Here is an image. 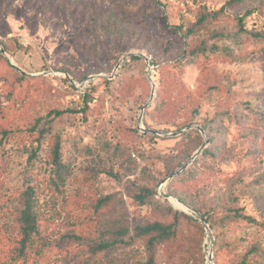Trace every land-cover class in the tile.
<instances>
[{"label": "rangeland", "instance_id": "obj_1", "mask_svg": "<svg viewBox=\"0 0 264 264\" xmlns=\"http://www.w3.org/2000/svg\"><path fill=\"white\" fill-rule=\"evenodd\" d=\"M5 46L31 75L21 82L0 61V264H192L178 241L160 246L151 262L145 241L130 238L135 222L165 218L162 208L133 197L145 188L181 211L177 199L211 213L220 264H233L252 246L249 264H264V0H0V50ZM200 47L195 62L179 63ZM131 52L151 66L143 56L131 60ZM151 76L155 98L139 124ZM190 125H205V134ZM42 127L39 233L20 256L24 171ZM56 135L67 167L61 190L49 182ZM207 139L211 155L200 153L164 183ZM162 184L174 199L158 194ZM229 207L260 224L224 221ZM214 239L205 228V264L209 248L216 264Z\"/></svg>", "mask_w": 264, "mask_h": 264}, {"label": "trees", "instance_id": "obj_2", "mask_svg": "<svg viewBox=\"0 0 264 264\" xmlns=\"http://www.w3.org/2000/svg\"><path fill=\"white\" fill-rule=\"evenodd\" d=\"M208 15L204 14L198 21L191 27L186 30V35L191 36L195 33L196 29L199 28L206 20ZM220 36L223 37H232L230 34L220 33ZM257 38H262L259 34H254ZM239 38V37H238ZM198 49H193L185 52L179 63H192L197 60V58L202 54V51ZM5 50L9 51L7 46ZM131 60H140L143 57L141 55L132 54L129 57ZM119 57H117V60ZM0 61L7 63L14 73L17 74L18 79L23 82L27 79H30L26 74L19 72L14 66L9 64L6 57L2 54L0 50ZM126 62V61H125ZM152 64H155V61H152ZM120 68V67H119ZM120 70L118 69L115 74V78L118 77ZM155 98V95H154ZM56 114H61V111H55ZM264 120V115L262 116ZM42 119L38 118L35 121V125L31 131L32 134H35L37 127L42 125ZM204 129L207 127L204 125ZM198 132V130L193 129L187 131L181 136H191L193 133ZM45 134L44 127L41 128L40 132L36 135L35 141L38 143L37 146L32 149L28 157V165L24 171L26 189L21 196V209L17 216V226L19 229L20 240H19V255H25L27 250L32 246L34 238L39 233V216L41 211V205L39 201V189L36 185V175L35 170L39 167L37 165L38 155L41 151V142ZM60 136L56 135L54 137V145L52 150V160L50 163V175L49 182L53 185L56 190L60 189V183L65 182V176L67 173V167L61 161V141ZM212 150L207 147L202 151L201 156L206 157L211 155ZM198 159H196L197 161ZM190 169H187L183 173H188ZM182 173V174H183ZM181 177V176H180ZM179 177L174 179L170 185H168L169 193H176L173 189V183H175ZM133 197L141 204L145 205L150 203L151 205L158 206L163 209L165 215L164 220H155L151 222H135L133 225L134 234L130 238H140L145 241L146 248L150 252V261L153 262V258L160 246H170L175 242H179L185 253L187 255L188 262L192 264H205V254L203 252L202 242L205 233V227L202 221L199 218L195 217L193 214L186 213L179 209L174 208L171 205H168L166 202L156 198V193L152 189H140L138 190ZM167 201V200H166ZM197 211L201 213V217L205 218L209 223L212 231L215 234L214 239V257L216 264H220L217 258L219 252V242H220V233L216 231L215 223L212 221L209 211L205 207L196 208ZM229 212L225 215L224 221H230L233 219H240L252 224H260L254 217L247 215L243 212L241 208L229 207ZM262 224V223H261ZM129 233V228L126 229ZM117 241L111 243L99 244L96 248V254L100 252L107 253L110 251L112 246H114ZM253 250L256 251V247L252 246L249 249L244 257L237 259L233 264H249V256L253 253Z\"/></svg>", "mask_w": 264, "mask_h": 264}, {"label": "water", "instance_id": "obj_3", "mask_svg": "<svg viewBox=\"0 0 264 264\" xmlns=\"http://www.w3.org/2000/svg\"><path fill=\"white\" fill-rule=\"evenodd\" d=\"M1 51H2L3 54H5V55L7 56L8 60L10 61V63H11L14 67L18 68V69H19L22 73H24V74L31 75L30 73H28V72L22 70L21 68H19V67L13 62L12 58L10 57V55L7 54L5 48L2 47V48H1ZM132 54L141 55V56L145 57V58H146V61H147V62L149 63V65H150L149 59H148V57H147L146 55L141 54V53H135V52H131V53H129V55H132ZM124 59H125V56H123V57L120 59V61H119L118 64L116 65V67H115V69H114V72H113V74H112L111 77H114V76H115V73L118 71V69H119V67L121 66V63H122V61H124ZM150 66H151V65H150ZM151 81L153 82V78H152V76H151ZM155 89H156V86H155V84H154V82H153L152 94H151L150 100L145 104V106H144V108H143V110H142V113H141L140 118H139V124H141L142 121H143V112H144V110H145L147 107H149V105L151 104L152 100L154 99ZM194 127H197V128L201 131V133L205 134V129H204L202 126H199V125H198V126H194V125H190V126H188V128H194ZM140 129L144 130V133H145V134H147V133H153V134H157V135H161V134H163L162 131H160V130H156V129H146V128H142V127H140ZM183 131H185V129H183V130H181V131H179V132H177V133H173V135H177V134H179V133H181V132H183ZM208 142H209V139L206 140V142H205V143L201 146V148H200V149H199V150H198V151H197V152H196V153L190 158L189 161H187L185 164H183V165L180 167V169L176 170V171L173 172V173H172L167 179H165L164 183H167L171 178H173V177H174L175 175H177L179 172H182L184 169H186V168H187V167H188V166H189V165H190V164L196 159V157H197L200 153H202V151L204 150V148L206 147V145H207ZM158 194H159L160 196L165 197L166 199H169V200H171V198H175V197H173V195H170V194L165 193V187H164V184H162V185L159 187V189H158ZM177 200L185 206V208H181V207H179V208H181L182 210H184L185 212H187V213H189V214H193L195 217L199 218V219L202 221V223L204 224V226H205V228H206L207 237L210 238L211 235H212V229H211L209 223L206 221V219L201 217V213L198 212V211H196L195 209H193L191 206H188V205L184 204L181 200H179V199H177ZM187 209H188V210H187ZM213 262H214V261H213V251H212L211 248H209V252H208V256H207V264H211V263L213 264Z\"/></svg>", "mask_w": 264, "mask_h": 264}, {"label": "bare ground", "instance_id": "obj_4", "mask_svg": "<svg viewBox=\"0 0 264 264\" xmlns=\"http://www.w3.org/2000/svg\"><path fill=\"white\" fill-rule=\"evenodd\" d=\"M171 199H174V198H171ZM178 201V200H177ZM179 202V201H178Z\"/></svg>", "mask_w": 264, "mask_h": 264}]
</instances>
